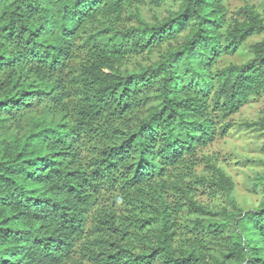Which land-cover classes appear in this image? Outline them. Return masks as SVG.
<instances>
[{"label":"trees","instance_id":"1","mask_svg":"<svg viewBox=\"0 0 264 264\" xmlns=\"http://www.w3.org/2000/svg\"><path fill=\"white\" fill-rule=\"evenodd\" d=\"M133 1L0 0V264H264V194L243 211L221 169L195 173L264 97V37L214 70L264 35L262 15L228 24V0H149L178 9L125 27ZM204 185L226 206L198 204Z\"/></svg>","mask_w":264,"mask_h":264},{"label":"rangeland","instance_id":"2","mask_svg":"<svg viewBox=\"0 0 264 264\" xmlns=\"http://www.w3.org/2000/svg\"><path fill=\"white\" fill-rule=\"evenodd\" d=\"M178 4L176 1H169L157 8L149 0H135L127 8L121 24L125 27L135 26L129 16L130 13H139L144 21L154 24L164 19L169 11H177ZM245 6L255 7L264 21V0H228L226 2L228 24L235 18V13ZM183 36L184 34L179 38ZM263 37L264 35L254 36L236 54L222 56L214 70H220L230 64L240 65L251 59L250 46ZM166 48L164 46L162 51L164 52ZM157 58V54L134 57L129 60L126 68L132 70L139 65L145 66L156 61ZM228 123L231 125L228 134L202 151L203 159L199 162L195 173L198 176L211 178L213 166L221 169L234 183L233 198L237 206L243 211L254 210L264 194L263 187L254 188L256 180L264 174V153L261 152L264 145V130L260 126V123H264V97L243 107L237 114L230 117ZM247 124L253 125L247 127ZM190 194L198 204L208 208L220 210L226 206L223 196L216 194L214 189L206 185L196 186ZM180 210L177 223L183 226L192 215L186 207H181ZM177 244L179 245L178 241Z\"/></svg>","mask_w":264,"mask_h":264}]
</instances>
